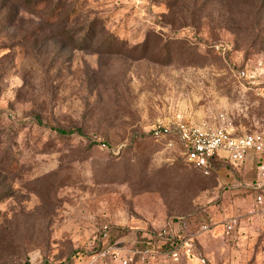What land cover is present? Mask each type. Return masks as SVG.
Instances as JSON below:
<instances>
[{
    "label": "rangeland",
    "instance_id": "rangeland-1",
    "mask_svg": "<svg viewBox=\"0 0 264 264\" xmlns=\"http://www.w3.org/2000/svg\"><path fill=\"white\" fill-rule=\"evenodd\" d=\"M227 3L0 0V264H122L98 255L142 238L149 264H264V234L239 228L167 256L221 198L154 129L264 128V9L251 38Z\"/></svg>",
    "mask_w": 264,
    "mask_h": 264
},
{
    "label": "built area",
    "instance_id": "built-area-1",
    "mask_svg": "<svg viewBox=\"0 0 264 264\" xmlns=\"http://www.w3.org/2000/svg\"><path fill=\"white\" fill-rule=\"evenodd\" d=\"M240 76L246 78L247 74L242 72ZM217 124L197 126L178 118L154 129L153 137L156 140L168 139V148H173L177 142L186 162L200 169L205 176L209 175L211 162L219 152L227 153L229 159L234 162L242 161L248 152H253L257 155L264 154V128L236 135L228 125ZM170 137L175 138L176 142L171 140ZM254 190L256 192V205L248 213L246 217L248 221L257 216H264V164L262 163L258 165V184L254 187ZM242 220L243 218L240 216L225 219L222 223L225 234H234L240 227ZM211 230L212 225L206 224L195 235L171 243L169 247L166 244L168 248L167 256L174 259L180 258L182 254L191 257L195 251L193 239ZM106 238L107 233L105 232L102 235V240ZM106 255H111L115 259L121 260L122 264H134L136 260L141 264H149L160 257L154 246H149L144 250H137L133 246L119 247L112 245L107 249L103 248L98 256L104 257Z\"/></svg>",
    "mask_w": 264,
    "mask_h": 264
},
{
    "label": "crops",
    "instance_id": "crops-1",
    "mask_svg": "<svg viewBox=\"0 0 264 264\" xmlns=\"http://www.w3.org/2000/svg\"><path fill=\"white\" fill-rule=\"evenodd\" d=\"M260 163L264 164V154L257 155L253 152H248L239 162L231 161L225 152H219L214 157L209 176L212 175L215 182L213 195L220 197L221 203L208 213L212 223L211 233L218 230L225 233L222 220L230 215L243 218L239 227V239L247 238L253 232L264 234V216L254 217L251 221L246 219L248 213L256 205L254 187L258 184ZM219 218L221 221L213 223Z\"/></svg>",
    "mask_w": 264,
    "mask_h": 264
},
{
    "label": "trees",
    "instance_id": "trees-1",
    "mask_svg": "<svg viewBox=\"0 0 264 264\" xmlns=\"http://www.w3.org/2000/svg\"><path fill=\"white\" fill-rule=\"evenodd\" d=\"M228 3L231 4L230 6H235L237 8H240L239 9L240 15H241L240 21L242 19L244 22L243 24L240 22V24L237 26L238 32L240 34L248 33V35L251 38L252 37L256 38V36H258L257 32L260 31L259 30V26L261 23L260 22L261 21L260 12H262V10L264 9V0H228ZM89 32L90 30L88 31V33ZM55 131L62 137H69L72 134L71 132H67L61 129H56ZM186 164H188L190 167H193L195 170L202 172L200 169L196 168L194 165L189 164V163H186ZM207 224H211V221H209V223ZM152 242H153L152 238L151 239L142 238V239H139V241H136L133 247L137 250H144L148 248L149 246H152L153 245ZM96 248L97 247H95L94 249Z\"/></svg>",
    "mask_w": 264,
    "mask_h": 264
}]
</instances>
